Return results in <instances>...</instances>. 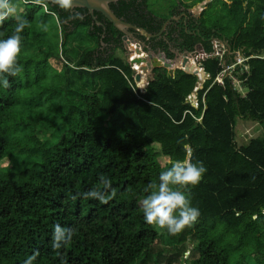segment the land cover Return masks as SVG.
Listing matches in <instances>:
<instances>
[{
    "label": "trees",
    "instance_id": "16d2710c",
    "mask_svg": "<svg viewBox=\"0 0 264 264\" xmlns=\"http://www.w3.org/2000/svg\"><path fill=\"white\" fill-rule=\"evenodd\" d=\"M149 4L121 0L111 8L151 34L181 8L190 12L160 37L134 32L147 52L141 46L140 58L149 55L147 83L139 89L129 40L101 13H95L98 26L87 9L23 3L30 22L21 34L23 71L8 77L10 87L0 85V164H10L0 169V264H24L35 252L34 264H264V134L236 142L238 119L264 127V0H209L201 13L175 0L166 15ZM76 13L83 19H73ZM49 16L61 28V49L45 38L41 25ZM14 23L0 24V39L13 33ZM216 39L232 56L215 55ZM200 53L208 55L201 61L205 79L193 103L198 77L170 70L179 54ZM235 53L243 55L241 64ZM234 64L245 95L229 76L217 82L225 65ZM41 133L59 134L49 142ZM185 137L192 161L207 171L185 190L200 210L198 220L171 236L145 222L139 201L149 182L185 158L177 143ZM100 175L116 191L107 204L71 198L101 188ZM56 224L75 235L53 251Z\"/></svg>",
    "mask_w": 264,
    "mask_h": 264
},
{
    "label": "clouds",
    "instance_id": "9594fccd",
    "mask_svg": "<svg viewBox=\"0 0 264 264\" xmlns=\"http://www.w3.org/2000/svg\"><path fill=\"white\" fill-rule=\"evenodd\" d=\"M25 4L31 3L38 6H46L47 0H23ZM61 10L71 12L74 0H52ZM20 0H0V24L11 18L14 20V31L7 38L0 39V85L4 88L10 87L8 77H16L23 71V66L18 63L21 53V34L30 22L21 14ZM73 19H83L76 13ZM44 31H48L47 25H41ZM2 35V34H0ZM183 140L177 143L182 145L186 156L182 160H176L169 168L159 173L158 181H152L144 189L145 197L139 201L148 225H154L165 229L169 235L175 236L194 224L199 216L200 210L191 203L190 193L185 191L189 186H196L207 169L203 162H193L191 157L193 150L191 145ZM101 188L93 187L87 192L72 196L73 200L78 196L84 199H95L101 204H107L116 195L112 188V181L105 175L99 176ZM75 230L61 227L60 224L53 226L52 249L59 250L72 243ZM39 252L28 256L24 264H34ZM62 264H67L63 261Z\"/></svg>",
    "mask_w": 264,
    "mask_h": 264
},
{
    "label": "rangeland",
    "instance_id": "374dc122",
    "mask_svg": "<svg viewBox=\"0 0 264 264\" xmlns=\"http://www.w3.org/2000/svg\"><path fill=\"white\" fill-rule=\"evenodd\" d=\"M182 1L185 3H188L191 7L194 5H197L195 9L198 12H200V11L202 12L203 8H205L207 6V4L209 3V0H204L203 2H202V0H182ZM23 3L24 2L22 0H20V8L22 9V12L24 11V8H25ZM171 4H175V0L174 1H172V0H150L149 8H150V10H153V12H155L158 15H162V14L166 15V14H169L170 11L172 10V8L170 7ZM44 13H45L44 10H42L39 14H41V16H43ZM47 18H49V20L46 24L48 26V31H45L46 32L45 38H46V40H49V42L52 45L56 44L55 46H57V47L59 45V48L61 49V47H62V45H61V43H62L61 28L58 27L59 25H58L57 21L54 20L52 18V16H49ZM58 36H59V38H58ZM131 44L134 46L137 43L133 42ZM213 45H214L215 49L219 50L220 57H223L226 53H228L230 56H232V52H230V49L224 40L221 41V40L216 39L213 41ZM127 53L130 54L129 61H130V65L133 69V77H134L135 83L139 89H143L145 87V85L147 83V79H148V72L144 67L145 65L142 62V60L140 61V57H141V54H143V52L139 48L133 49L130 46L129 50H127ZM117 55L118 56H124V54L121 52V50L117 51ZM183 55L184 54H179L177 57V59L178 58L181 59V62L183 60L181 58V56H183ZM235 57L237 58L238 63H241L243 61V55L242 54L235 53ZM204 58H205V56L203 53V55L201 56L199 61L196 62V65H198V67L201 66V61H203ZM176 61L177 60H175V63H176ZM235 66H236V64L231 65V66L225 65V69L221 73L220 79L224 75L229 76L233 80L235 88L242 95H245L247 92L245 86L235 79V76H234ZM58 68L61 69L62 64H58ZM140 74L142 75L141 76V83H139L138 80L136 79ZM142 78H143V80H142ZM58 134L59 133H54L53 135L48 136V134H46V133H43V134L41 133L40 136L42 139H46V141L50 142L52 139H56V136ZM263 134H264V127L262 125H260L259 123L252 121L250 119L245 120V119L240 118L237 120L236 142H237L238 146L248 144V142L251 139L260 137ZM7 166H10V164H9L8 160H5L0 164V169H1V167H7ZM161 245L165 249L164 253H166L169 256L171 254V252H169L170 246H166L163 243H161ZM191 248H192V246L189 244L188 250H186V253H185L186 258H189L191 256V252H192ZM170 250L173 253V250L172 249H170Z\"/></svg>",
    "mask_w": 264,
    "mask_h": 264
},
{
    "label": "water",
    "instance_id": "95a60500",
    "mask_svg": "<svg viewBox=\"0 0 264 264\" xmlns=\"http://www.w3.org/2000/svg\"><path fill=\"white\" fill-rule=\"evenodd\" d=\"M118 1H121V0H74V5H73L72 10L73 9H87L88 12L94 17V19H96L95 13H101L109 22H111L114 25V27L118 31H120L121 33H123L125 35V37H124L125 41L129 40V41H133V42L137 43L136 45L133 46L131 44V42L128 41L127 42V43H129L128 44V50H129L130 46L133 49H136V48L140 49V47H141L140 43H139L140 41L138 38L135 37L134 33L131 31H136L147 39L153 38L154 35L148 33L143 28L136 27V26H134L130 23H127V22L123 21L122 19H120L111 8V4L116 3ZM125 1H128V0H125ZM47 3L54 4L52 2V0H47ZM170 20H175V18H172ZM169 21H167L166 24L164 25V29H165V27ZM97 24L101 25L99 22H97ZM141 45L144 47L143 43ZM202 55H203V53L197 54L196 56L184 54L183 56H181V58L183 59L182 65H180L181 59L178 58L176 63H174V65L171 67V70H170L171 72H173L176 69H182L185 72H187L189 74L196 75L198 77V83L196 85V89L194 90V92L189 97V101L193 102V103L197 99L198 90L203 88L205 77H204V72H203L202 66L198 67V65H196L194 67H186V63L188 61L192 60L193 58H194L195 62H197V61H199V59L201 58ZM127 56L129 58L130 54H128ZM148 56L149 55H147V57ZM150 72L152 73V69L150 70ZM138 77L136 78L137 80H138Z\"/></svg>",
    "mask_w": 264,
    "mask_h": 264
},
{
    "label": "flooded vegetation",
    "instance_id": "af4514ba",
    "mask_svg": "<svg viewBox=\"0 0 264 264\" xmlns=\"http://www.w3.org/2000/svg\"><path fill=\"white\" fill-rule=\"evenodd\" d=\"M181 13L177 16V17H171L170 19H172V18H175V20H168L169 22L167 23V25H166V27H165V29H164V25L166 24V22L163 24V27H162V29L160 30V32L158 33V34H152V35H154V37L153 38H156V37H160L163 33H164V31L166 30V28L168 27V25L172 22V21H180L182 18H188V14H189V10H184V8H181ZM96 17V16H95ZM92 18H93V20L95 21V23L97 24V22H99L98 20H97V18L96 19H94V17L92 16ZM123 21H125L124 19H122ZM125 22H127V21H125ZM101 25H102V23L101 22H99ZM127 23H129V22H127ZM131 24V23H130ZM98 25V24H97ZM133 25V24H132ZM98 26H100V25H98ZM135 26V25H134ZM136 27H138V26H136ZM139 28H141V27H139ZM144 29V28H143ZM146 30V29H145ZM131 31V30H130ZM147 31V30H146ZM131 32H136V31H131ZM148 32V31H147ZM138 33V32H137ZM149 33V32H148ZM151 34V33H150ZM135 35V34H134ZM135 37L136 38H138L136 35H135ZM153 38H151V39H153ZM151 39H147L146 38V40H151ZM140 41V40H139ZM144 42V41H143ZM131 43H132V41H131ZM140 43V46H141V41L139 42ZM146 44V43H145ZM102 50H104V48H102ZM142 50L143 51H145V49H144V47H142ZM146 52V51H145ZM147 53V52H146ZM127 55H128V53H127ZM147 58V57H146ZM146 58L144 59V65L146 66L147 65V63H146ZM127 59H128V61H129V58H128V56H127ZM130 62V61H129ZM144 66V67H145Z\"/></svg>",
    "mask_w": 264,
    "mask_h": 264
},
{
    "label": "built area",
    "instance_id": "2783aa9c",
    "mask_svg": "<svg viewBox=\"0 0 264 264\" xmlns=\"http://www.w3.org/2000/svg\"><path fill=\"white\" fill-rule=\"evenodd\" d=\"M22 1H23V0H22ZM44 7H45V9L47 10V7H46V6H44ZM215 55L220 57V54H219V50H218V49H216V53H215ZM204 56H205V58L208 57V55H206V54H204ZM205 58H204V59H205ZM220 58L222 59L223 57H220ZM242 62H243V61H242ZM242 62H241V63H242ZM241 63H238V64H241ZM220 75H221V74H220ZM224 76H225V75H224ZM224 76H222L221 79H220V76L217 77V82L223 84V77H224Z\"/></svg>",
    "mask_w": 264,
    "mask_h": 264
},
{
    "label": "bare ground",
    "instance_id": "6f19581e",
    "mask_svg": "<svg viewBox=\"0 0 264 264\" xmlns=\"http://www.w3.org/2000/svg\"><path fill=\"white\" fill-rule=\"evenodd\" d=\"M189 62H190L192 65L196 66V62H195L194 59H193V60H190Z\"/></svg>",
    "mask_w": 264,
    "mask_h": 264
},
{
    "label": "crops",
    "instance_id": "0c3cea01",
    "mask_svg": "<svg viewBox=\"0 0 264 264\" xmlns=\"http://www.w3.org/2000/svg\"><path fill=\"white\" fill-rule=\"evenodd\" d=\"M141 60H142V62L144 63V59H141V58H140V61H141Z\"/></svg>",
    "mask_w": 264,
    "mask_h": 264
}]
</instances>
